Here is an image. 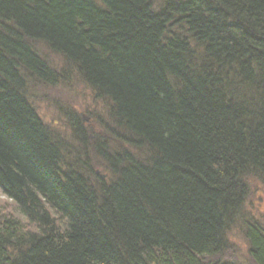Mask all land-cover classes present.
Here are the masks:
<instances>
[{
    "label": "trees",
    "instance_id": "1",
    "mask_svg": "<svg viewBox=\"0 0 264 264\" xmlns=\"http://www.w3.org/2000/svg\"><path fill=\"white\" fill-rule=\"evenodd\" d=\"M72 78L102 113L60 134L31 90ZM251 180L264 0H0V264H235L232 226L264 264Z\"/></svg>",
    "mask_w": 264,
    "mask_h": 264
},
{
    "label": "rangeland",
    "instance_id": "2",
    "mask_svg": "<svg viewBox=\"0 0 264 264\" xmlns=\"http://www.w3.org/2000/svg\"><path fill=\"white\" fill-rule=\"evenodd\" d=\"M51 62V67L57 71L65 69L62 59L56 58L50 53H45ZM64 85V86H63ZM51 91H44L46 95L42 97L39 89L31 90L37 97L32 98V104L35 105L37 114L48 126H51L58 133L69 135V130L64 127L65 117L71 113L79 114L81 123H88L91 114L102 113L101 104L94 100L92 93L79 80L72 78L67 82ZM92 138V137H91ZM249 184V198L244 204L242 213L250 221H258L264 227V189L257 180H251ZM3 200V194L0 192V201ZM229 247L235 251L231 260L235 264H251L249 261L247 244L243 236V231L238 227H231L226 235Z\"/></svg>",
    "mask_w": 264,
    "mask_h": 264
}]
</instances>
